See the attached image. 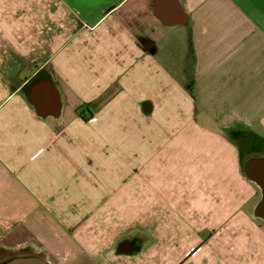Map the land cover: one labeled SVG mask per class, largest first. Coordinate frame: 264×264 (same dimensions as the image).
Masks as SVG:
<instances>
[{"label":"crops","instance_id":"obj_1","mask_svg":"<svg viewBox=\"0 0 264 264\" xmlns=\"http://www.w3.org/2000/svg\"><path fill=\"white\" fill-rule=\"evenodd\" d=\"M264 0H0V248L49 264H264Z\"/></svg>","mask_w":264,"mask_h":264},{"label":"water","instance_id":"obj_2","mask_svg":"<svg viewBox=\"0 0 264 264\" xmlns=\"http://www.w3.org/2000/svg\"><path fill=\"white\" fill-rule=\"evenodd\" d=\"M264 214V199L263 201L258 205L256 209V215L262 216ZM6 264H49L47 261L36 257V256H29V257H18L15 258Z\"/></svg>","mask_w":264,"mask_h":264},{"label":"rangeland","instance_id":"obj_3","mask_svg":"<svg viewBox=\"0 0 264 264\" xmlns=\"http://www.w3.org/2000/svg\"><path fill=\"white\" fill-rule=\"evenodd\" d=\"M23 254H32L29 251L10 250L6 251L0 248V264H6L7 262L21 257Z\"/></svg>","mask_w":264,"mask_h":264}]
</instances>
